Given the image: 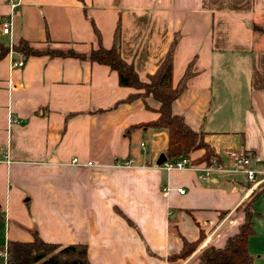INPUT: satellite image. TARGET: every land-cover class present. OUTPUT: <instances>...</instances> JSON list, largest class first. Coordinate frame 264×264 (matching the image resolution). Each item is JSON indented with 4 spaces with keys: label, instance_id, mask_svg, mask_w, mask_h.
Masks as SVG:
<instances>
[{
    "label": "crops",
    "instance_id": "crops-1",
    "mask_svg": "<svg viewBox=\"0 0 264 264\" xmlns=\"http://www.w3.org/2000/svg\"><path fill=\"white\" fill-rule=\"evenodd\" d=\"M10 19L4 45L50 40L80 53L110 49L120 24L122 58L144 82L177 38L173 86L190 67L193 75L172 113L203 132L221 161L229 150L261 157L264 178V33L255 30L264 31V0H0V25ZM20 60L24 68H12ZM138 93L89 61L13 51L0 59V264L9 243L35 235L86 246L90 264H200L205 247L223 248L239 232L246 179L159 167L169 133L132 129L159 118L152 97L125 102ZM202 232L192 256L169 260ZM255 235L249 250L264 264Z\"/></svg>",
    "mask_w": 264,
    "mask_h": 264
},
{
    "label": "trees",
    "instance_id": "trees-1",
    "mask_svg": "<svg viewBox=\"0 0 264 264\" xmlns=\"http://www.w3.org/2000/svg\"><path fill=\"white\" fill-rule=\"evenodd\" d=\"M255 30L264 33L259 28H255ZM95 31L99 41H101L100 33L96 27ZM177 42L176 38L163 63L156 73L148 76L147 82L142 81L134 66L122 58L120 24L117 26L114 43L110 49H106L100 44L98 49H92L89 53H79L73 49L63 51L61 49L38 48L25 40H21L12 49L0 42V59L8 55L12 50L21 54L25 59L43 57L48 59H77L107 66L117 73L120 86L139 92L129 96L125 101L126 103H132L138 99L146 100L152 97L160 104V108L157 111L159 118L156 121L138 125L132 129L167 130L169 133V143L166 152L168 160H177L198 151H204L203 156L194 161L195 164L211 165L215 160L221 162L216 151L205 140V134L192 130L182 116L172 113L173 103L184 92L188 80L193 75L190 67L178 85L176 87L173 86L174 51ZM52 44L53 42L48 40V45ZM263 185L264 183L261 186ZM260 187L250 194L248 199L238 209V211L243 210L245 213L244 222L240 226L239 232L229 238L223 248H217L213 245L205 247L199 257L200 264H255L254 256L249 250V242L255 235L254 219L261 216L256 210V203L261 197H264V190L258 191ZM205 239L206 234L202 232L198 241L192 243L185 241L182 251L170 257L169 260L188 259L199 249ZM6 255L7 264H90L86 246L63 247L49 244L37 235H35L34 241L30 243H9Z\"/></svg>",
    "mask_w": 264,
    "mask_h": 264
},
{
    "label": "built area",
    "instance_id": "built-area-1",
    "mask_svg": "<svg viewBox=\"0 0 264 264\" xmlns=\"http://www.w3.org/2000/svg\"><path fill=\"white\" fill-rule=\"evenodd\" d=\"M17 7L16 3L12 4L14 10ZM0 28L4 37H10L12 35V20L2 21ZM9 46L12 49L14 45L10 42ZM24 66L25 62L22 60L12 62V68L21 69ZM3 160H6V157L4 159L0 157V162ZM262 163L263 159L257 155L244 151L229 150L226 153L224 161L215 160L211 165L195 164L190 157H182L177 160H168L161 168L168 172L197 170L200 171L202 180H209L214 175H221L223 177L243 176L249 184L248 194L250 195L264 183V178L258 180V175L262 173L259 169ZM123 166L131 167V162L124 163ZM179 193L184 195L185 191L179 190Z\"/></svg>",
    "mask_w": 264,
    "mask_h": 264
},
{
    "label": "rangeland",
    "instance_id": "rangeland-1",
    "mask_svg": "<svg viewBox=\"0 0 264 264\" xmlns=\"http://www.w3.org/2000/svg\"><path fill=\"white\" fill-rule=\"evenodd\" d=\"M7 46L8 48H10L9 45H6V47ZM44 48L61 49L63 51H69L71 49L75 50L73 47H70V46H56V45H47ZM89 52L90 50L87 53ZM192 155L193 154L188 155L187 157H190L192 159ZM263 190H264V185L258 189V191H263ZM256 210L259 214H261V216L254 219V231L256 235L252 239L251 244H252V251L255 254H257V256H259L260 254L264 255V197H261L256 203ZM240 212L243 213L245 216V213L243 212V210H241Z\"/></svg>",
    "mask_w": 264,
    "mask_h": 264
},
{
    "label": "water",
    "instance_id": "water-1",
    "mask_svg": "<svg viewBox=\"0 0 264 264\" xmlns=\"http://www.w3.org/2000/svg\"><path fill=\"white\" fill-rule=\"evenodd\" d=\"M167 161H168L167 156L164 155V154H162V155L159 157L158 161H157V165H158L159 167H161V166H163Z\"/></svg>",
    "mask_w": 264,
    "mask_h": 264
}]
</instances>
